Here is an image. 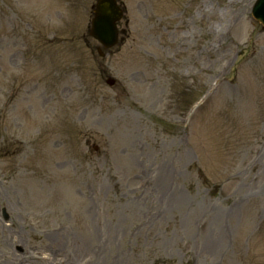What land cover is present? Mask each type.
Instances as JSON below:
<instances>
[{
	"label": "rangeland",
	"instance_id": "rangeland-1",
	"mask_svg": "<svg viewBox=\"0 0 264 264\" xmlns=\"http://www.w3.org/2000/svg\"><path fill=\"white\" fill-rule=\"evenodd\" d=\"M121 1L0 0V264H264L255 0Z\"/></svg>",
	"mask_w": 264,
	"mask_h": 264
},
{
	"label": "water",
	"instance_id": "water-1",
	"mask_svg": "<svg viewBox=\"0 0 264 264\" xmlns=\"http://www.w3.org/2000/svg\"><path fill=\"white\" fill-rule=\"evenodd\" d=\"M255 13L264 22V0L257 1ZM121 16V9L116 5L115 0H99L91 33L106 46L115 44L119 34L116 20L120 19Z\"/></svg>",
	"mask_w": 264,
	"mask_h": 264
},
{
	"label": "bare ground",
	"instance_id": "bare-ground-1",
	"mask_svg": "<svg viewBox=\"0 0 264 264\" xmlns=\"http://www.w3.org/2000/svg\"><path fill=\"white\" fill-rule=\"evenodd\" d=\"M241 97V96H240Z\"/></svg>",
	"mask_w": 264,
	"mask_h": 264
}]
</instances>
